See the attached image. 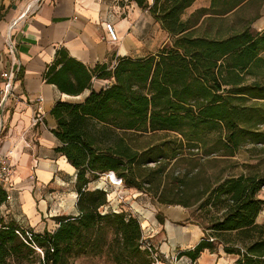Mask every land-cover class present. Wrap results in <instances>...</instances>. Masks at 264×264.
Instances as JSON below:
<instances>
[{
    "label": "trees",
    "instance_id": "obj_1",
    "mask_svg": "<svg viewBox=\"0 0 264 264\" xmlns=\"http://www.w3.org/2000/svg\"><path fill=\"white\" fill-rule=\"evenodd\" d=\"M128 1L148 10L171 44L147 57H118L114 64L111 59L93 68L66 50L57 52L46 82L70 96L91 91L83 101H59L52 110L58 124L53 134L62 144L58 152L78 170V214L57 217L59 228L43 234L0 220V264H30L36 248L45 253L40 264H64L75 248L92 250L102 240L101 250L117 249V264H155L144 248L140 219L125 211H106L108 192L89 186L100 174L118 173L140 192L145 191L144 183H154L162 204L190 208L193 204L183 193L167 197L159 191L162 178L156 174L165 172L163 157L154 156L152 146L137 147L134 137L174 133L182 144L199 149L214 143V150L226 149L232 155L247 144L264 143V30L247 26L225 36L201 35L195 27L206 9L183 20L197 0H154L153 5L148 0ZM248 2L211 0L207 12L224 16ZM93 79L111 84L97 92ZM149 164L156 165L148 169L152 179L145 181L138 173ZM175 181L183 186L180 177ZM263 188L264 177L242 174L213 189L205 205H221V213L210 215L203 239L180 256L195 262L205 251L223 248L227 255L238 256L236 264H264V224L257 223L264 210V199L259 198ZM9 196L0 186V207Z\"/></svg>",
    "mask_w": 264,
    "mask_h": 264
},
{
    "label": "crops",
    "instance_id": "obj_2",
    "mask_svg": "<svg viewBox=\"0 0 264 264\" xmlns=\"http://www.w3.org/2000/svg\"><path fill=\"white\" fill-rule=\"evenodd\" d=\"M148 3L153 5L154 0ZM29 5H38V8L11 30L12 23ZM108 22L114 24L118 42L110 39L105 28ZM156 24L148 10L128 0H0V90L1 73L11 68L6 45L10 30L20 62L15 67L19 71L16 93L29 101L43 98V102L21 110L9 105L4 114L0 153L15 147L16 169L7 187L11 200L0 207V220L25 224L37 234L46 230L54 233L59 228L57 217L76 212L69 209L67 202L68 198L77 197L78 170L58 152L62 144L53 134L58 124L52 110L59 101H83L91 91L70 96L46 82L45 74L54 64L57 52L66 50L72 58L91 68L111 59L114 64L118 57H147L164 44L142 55L134 56L133 51L145 48V30ZM110 84L108 80L93 79V89L97 92ZM37 110L45 115V123L31 127ZM260 198L264 199V190ZM167 206L171 207L163 211L165 223L157 222L161 229L157 225L151 235L153 240H159L157 249L163 264H236L238 256L227 255L223 248L218 253L205 251L195 262L180 257V253L194 248L203 239L204 232L197 224L176 227L173 223L188 219L190 213L181 206Z\"/></svg>",
    "mask_w": 264,
    "mask_h": 264
},
{
    "label": "rangeland",
    "instance_id": "obj_3",
    "mask_svg": "<svg viewBox=\"0 0 264 264\" xmlns=\"http://www.w3.org/2000/svg\"><path fill=\"white\" fill-rule=\"evenodd\" d=\"M210 7L211 0H197L191 8L186 10L183 20H187L196 15L198 11L206 9V12H203L201 16L199 15V22L195 27L198 34L224 35L228 32L242 31L247 26L255 32L264 30V0H249L247 4H243V6L237 8L234 12L224 16L210 14L212 13L211 11L207 12ZM158 25L147 27L143 35L145 48L133 51L134 56L146 54L159 45L171 44L169 35ZM153 41L156 42L154 45L151 44ZM96 88H98V85ZM262 130H264V126ZM178 139L179 137L176 134L166 132L154 135H137L134 137L137 147L146 148L152 146L151 150L154 156L160 155L163 157L161 158V165L165 168V172L162 176L158 173L156 174L158 179L162 178L159 191H162L167 197H170L174 193L181 196L183 193L185 199H188L193 204L192 207L185 208L189 211L190 217L183 221L174 222L173 224L176 227H190V224L193 223L204 228L208 225L210 215H220L221 212H218L221 209V205L215 208L211 206L213 202L209 206L205 205V203L212 190L217 188L224 180L242 174L264 177V143L247 144L237 154L232 155L226 149L214 150V143L198 149L190 147L187 144H182ZM174 156L175 158H172ZM155 165L149 164L146 168L141 169V173L138 174L142 175L143 180L150 181L152 174L148 169L155 167ZM116 174L118 175V173ZM116 174H100L98 180L92 183L89 188L107 189L110 207L118 208L117 210L119 211H125L137 216L142 222L141 225L145 239L158 252L157 246L159 240L155 238L153 240L151 235H153L158 223L162 225L165 223L166 217L163 211L168 210L171 206L159 202V198L155 195L158 187L154 183H144L143 187L145 191L140 192L135 188L129 187L124 178L123 186L118 187L114 185V183H117L118 178ZM175 177H180L183 180L182 187H178L179 183L175 181ZM142 179L139 181L141 182ZM261 192L259 193V198L261 197ZM121 195L123 198L119 197ZM78 197L77 193L75 199L68 198L67 202L69 209L71 208L74 209V212L76 211L74 215L78 214ZM74 201L75 204L73 205ZM263 212L264 210L257 219V223L259 224H264ZM149 222L154 223V225L149 224ZM21 225L26 230H30L25 224ZM158 228L161 229L160 225H158ZM160 233L163 238L164 235L161 230ZM109 236L110 233L107 237ZM108 239L107 242H109ZM84 243L86 244L87 240L84 239ZM103 245L104 241L102 240L100 246L92 250L75 248L71 254L66 255L64 264H117L114 260L117 255V249L107 246L104 250H101L103 249L101 248ZM220 249L222 250V248ZM44 255L43 250L36 248L35 257H31L30 264H40L44 259ZM123 264L130 263L123 261Z\"/></svg>",
    "mask_w": 264,
    "mask_h": 264
},
{
    "label": "built area",
    "instance_id": "obj_4",
    "mask_svg": "<svg viewBox=\"0 0 264 264\" xmlns=\"http://www.w3.org/2000/svg\"><path fill=\"white\" fill-rule=\"evenodd\" d=\"M37 8L38 5L37 6L29 5L26 12L23 13L19 18H17L12 23L11 30L15 29L29 12H34ZM105 28L110 39L113 42H118L120 40L117 31L115 29V26L112 22L106 23ZM6 45L8 48V54L11 61V68L9 70H4L1 73V79L3 82H2V88L0 90V139L2 138L4 132V114L6 110L9 108V105L12 106V108L14 109L21 110L24 107L29 106L31 104H38L43 102L42 97H39L36 100L29 101L23 99L21 96H19L16 93L19 71L16 70L15 67L19 65L20 62L17 57L16 44L12 40L10 30L6 38ZM44 123H45V115L39 110L35 111L31 120V127H35L37 125H44ZM14 150L15 147H11L6 152L0 153V186H4L6 188L8 187V185H10L16 169L15 163L13 162ZM114 185L118 187L123 186L122 179L117 178V183L116 184L114 183ZM103 190L108 192V190L105 188H103ZM119 197L123 198L122 195ZM9 200H11L10 196L8 197V201ZM117 209L118 208L110 207V205L105 208L106 211L108 210H111L113 212L121 211ZM144 239H145V235H144ZM143 245L144 248L148 249L149 252L151 253L152 258L155 261V264H163L161 255L154 249V247L151 245V243H149L147 239H145V243L143 242Z\"/></svg>",
    "mask_w": 264,
    "mask_h": 264
},
{
    "label": "water",
    "instance_id": "obj_5",
    "mask_svg": "<svg viewBox=\"0 0 264 264\" xmlns=\"http://www.w3.org/2000/svg\"><path fill=\"white\" fill-rule=\"evenodd\" d=\"M111 173H113V172H111Z\"/></svg>",
    "mask_w": 264,
    "mask_h": 264
}]
</instances>
